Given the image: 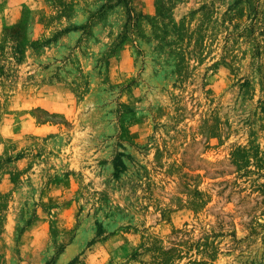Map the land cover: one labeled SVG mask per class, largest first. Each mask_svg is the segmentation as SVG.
<instances>
[{"label":"rangeland","instance_id":"rangeland-1","mask_svg":"<svg viewBox=\"0 0 264 264\" xmlns=\"http://www.w3.org/2000/svg\"><path fill=\"white\" fill-rule=\"evenodd\" d=\"M0 264H264V0H0Z\"/></svg>","mask_w":264,"mask_h":264}]
</instances>
